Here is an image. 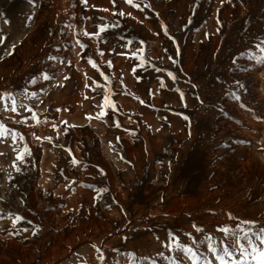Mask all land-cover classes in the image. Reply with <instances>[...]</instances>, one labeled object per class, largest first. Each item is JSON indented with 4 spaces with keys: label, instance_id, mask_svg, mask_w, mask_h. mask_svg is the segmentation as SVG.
I'll return each mask as SVG.
<instances>
[{
    "label": "rangeland",
    "instance_id": "1",
    "mask_svg": "<svg viewBox=\"0 0 264 264\" xmlns=\"http://www.w3.org/2000/svg\"><path fill=\"white\" fill-rule=\"evenodd\" d=\"M262 48L264 0H0V264H255Z\"/></svg>",
    "mask_w": 264,
    "mask_h": 264
},
{
    "label": "snow or ice",
    "instance_id": "2",
    "mask_svg": "<svg viewBox=\"0 0 264 264\" xmlns=\"http://www.w3.org/2000/svg\"><path fill=\"white\" fill-rule=\"evenodd\" d=\"M83 2L87 5V0H83ZM111 2L113 4H115L116 0H111ZM126 2L129 5H133V0H126ZM91 7H95V5H91ZM134 7L137 8V9H140L141 5L139 3H136V4H134ZM148 7H150V5H148ZM103 11L107 12L108 9L104 8ZM118 15L123 17V16L126 15V13L123 12V11H119ZM127 15L131 16V13L129 12V13H127ZM116 26H118V21H117L116 24L112 25V27H116ZM107 27H108V25H100V31L103 32ZM166 32H167V29L165 27V33ZM83 34L85 36H91V35H96L97 33H89L88 31L85 30ZM76 43L79 45L80 48H86L87 47L86 44L81 43L79 40H77ZM261 50L264 51V48H262ZM77 55H79V53H77ZM52 59H56V57H53ZM89 62L93 63V67L96 66L95 63L93 61H91V59H89ZM172 75H173L172 73H169V76H172ZM43 76H44V79H46V80L54 78V77L50 76L49 73H44ZM68 78L69 77H67V76L64 77L65 80H67ZM173 79H175L174 76H173ZM237 83L239 84V82H237ZM61 86H63L62 83H61ZM240 86L243 87V85H240ZM32 94L35 95V93H32ZM183 95H184L183 93L180 94L181 99H183ZM3 97L6 98V99H11L12 98V94L5 92V93H3ZM236 99H239V97L236 96ZM7 107H8V105L5 104V109H7ZM16 107L17 106H16V103H15V100L13 99L12 111H15ZM98 107L100 108V111L96 115L99 118V117L106 116L107 112L105 111V109L114 108L115 104L113 103V101L111 99L108 98L107 95H105L103 104L102 105H98ZM29 111H31V109H29ZM58 111H59V109H58ZM89 118H91V116H89ZM33 119H36L34 114H33ZM61 123L67 124V121H61ZM52 126L56 127V125H52ZM13 139H15V136L13 137ZM21 139H22V137H21ZM36 139L40 140L41 137L40 136H36ZM44 139L51 140V137H44ZM25 154L28 155V156H31V154H32L31 150L28 148V146L26 144L23 146V148L20 151L17 152L16 159L19 160V161H23L24 157H25ZM73 162L76 163L75 159H73ZM16 170L19 171L20 170L19 167H17ZM17 219H20V218L17 217ZM245 223L250 224L251 221H246ZM193 227L196 228L197 231L201 230L196 225H193ZM222 231L224 233H228L229 229L227 227H224L222 229ZM242 231H243V229H242ZM169 237H170V240H174L175 241V249L174 250L182 251V252L190 255L193 261H195L197 259V253L191 247H188L186 245L181 244L180 241H179V237L175 236L174 234H169ZM244 238L248 239V243H249V245H251V249H252L251 252H248V249L245 248L244 244L240 243L239 241H236V244L238 246L237 250L240 253H242L245 257L251 256L255 260V264H264V250H261L255 244H253L252 240L249 238V233L247 231L244 232ZM260 241L262 243H264V230H262V233H261V236H260ZM169 246H171V245H169ZM209 247H211L212 252L214 254H216V259H218L220 261V264H226L224 256L217 254V249H215L211 245H209ZM224 253L226 255H229V256L231 255V252L228 250L227 247L224 248ZM205 264H208V262L206 261Z\"/></svg>",
    "mask_w": 264,
    "mask_h": 264
}]
</instances>
